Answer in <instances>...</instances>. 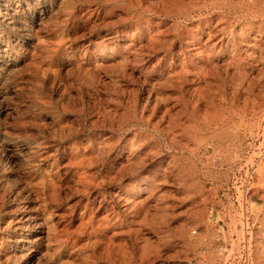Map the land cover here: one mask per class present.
<instances>
[{
  "label": "rangeland",
  "instance_id": "374dc122",
  "mask_svg": "<svg viewBox=\"0 0 264 264\" xmlns=\"http://www.w3.org/2000/svg\"><path fill=\"white\" fill-rule=\"evenodd\" d=\"M0 264H264V0H0Z\"/></svg>",
  "mask_w": 264,
  "mask_h": 264
},
{
  "label": "built area",
  "instance_id": "2783aa9c",
  "mask_svg": "<svg viewBox=\"0 0 264 264\" xmlns=\"http://www.w3.org/2000/svg\"><path fill=\"white\" fill-rule=\"evenodd\" d=\"M253 175H254V172H252L246 180V194H248V192L251 190V182H252ZM245 214H246L245 223L247 225L246 228L249 229V220H248L249 218L247 217V214H248L247 210L245 211Z\"/></svg>",
  "mask_w": 264,
  "mask_h": 264
},
{
  "label": "bare ground",
  "instance_id": "6f19581e",
  "mask_svg": "<svg viewBox=\"0 0 264 264\" xmlns=\"http://www.w3.org/2000/svg\"><path fill=\"white\" fill-rule=\"evenodd\" d=\"M215 3H216V2H215ZM234 30H235V29H234ZM120 44H121V43H120ZM29 209H30V208H29ZM25 222H26V221H25ZM29 222H30V221H29ZM29 222H28V223H29Z\"/></svg>",
  "mask_w": 264,
  "mask_h": 264
}]
</instances>
